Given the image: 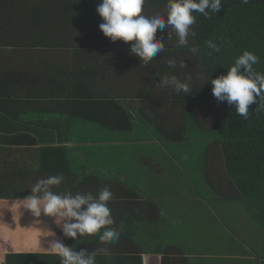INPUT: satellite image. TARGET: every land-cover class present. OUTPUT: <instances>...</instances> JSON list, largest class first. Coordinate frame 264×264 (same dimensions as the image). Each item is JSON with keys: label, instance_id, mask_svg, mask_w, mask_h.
Returning <instances> with one entry per match:
<instances>
[{"label": "crops", "instance_id": "obj_1", "mask_svg": "<svg viewBox=\"0 0 264 264\" xmlns=\"http://www.w3.org/2000/svg\"><path fill=\"white\" fill-rule=\"evenodd\" d=\"M100 2L0 0V264H31L25 256L50 254L49 228L69 246L104 247L98 236L64 238L53 218L34 217L23 205L38 179L56 174L64 176L57 191L95 195L110 188L115 226L123 225L119 240L107 245L110 255L140 256L141 264H258L239 239L241 228L222 222L223 213L229 218L226 203H175L170 197L177 186L188 191L192 183L190 155L158 144L175 136L172 143L186 140L187 95L159 82L176 70L168 59L177 58L179 66L183 54L175 49L185 47L171 28L158 30L165 52L143 65L130 44L113 43L99 30ZM166 4L145 0L144 11L166 13ZM94 96L118 99L121 111L112 115L111 104L90 105ZM126 116L134 118V131L117 133ZM156 126L165 140L153 135ZM143 144L150 151L141 152ZM207 161L208 176L217 174L212 182L203 176L207 187L227 195L222 163Z\"/></svg>", "mask_w": 264, "mask_h": 264}, {"label": "trees", "instance_id": "obj_2", "mask_svg": "<svg viewBox=\"0 0 264 264\" xmlns=\"http://www.w3.org/2000/svg\"><path fill=\"white\" fill-rule=\"evenodd\" d=\"M222 3L220 12H210L208 17L193 13L196 22L191 30L196 32V36H189L191 46L188 48L191 50L195 46L200 51L198 54L192 53L191 67L185 65L181 69L178 66L171 74L182 81L188 80L191 86L192 92L182 101L185 105L183 122L186 130L188 128L195 138H206L201 140L204 141L201 150L206 151L197 160H203L205 165L208 158L222 163L225 178L222 182L227 181L231 190L227 195L223 191L222 196L236 199L248 213V220L264 233V105L259 107L258 102L250 105L245 119L236 114L234 106L217 102L212 95L210 82L221 74L226 75L227 68L245 50L260 58L254 68L264 73V0H248L247 3L243 0H222ZM210 39L220 46V51L211 55L206 46V41ZM177 52L184 54L183 51ZM117 100L109 96H94L88 103L99 107L111 104L110 114L115 115L114 109L121 111ZM125 120L123 127L115 129L117 133L130 134L134 131V118L126 116ZM108 126L113 128L112 125ZM151 129L153 135L165 140V134L159 127ZM175 138L171 137L170 141H175ZM166 141L169 142L168 138ZM200 168L206 171L204 177L211 182L212 178L217 179V174L208 176L206 166ZM83 246L81 244L79 248L83 249ZM76 250L80 249L76 247ZM32 255L25 256H30L31 264H59V257L55 254ZM96 264H141V259L140 256L128 257L116 252L98 257ZM258 264H264V260L261 259Z\"/></svg>", "mask_w": 264, "mask_h": 264}, {"label": "clouds", "instance_id": "obj_3", "mask_svg": "<svg viewBox=\"0 0 264 264\" xmlns=\"http://www.w3.org/2000/svg\"><path fill=\"white\" fill-rule=\"evenodd\" d=\"M247 3L248 0H243ZM145 0H101L96 8L103 22L99 25L102 34L111 42L122 41L130 44V53L144 65L154 60L157 54L165 52L163 35L156 38L157 31L161 34L172 29L178 38L179 46L187 47L189 36L195 37L191 30L195 24L194 12L205 17L209 13H218L222 8V0H167L166 13L144 11ZM210 55L220 51V46L213 40L206 41ZM200 49L192 47L191 52L198 54ZM260 58L250 51H243L228 67L227 74H221L211 79L212 95L217 102H226L234 106L236 114L247 119L249 106L257 103L264 105V73L254 68ZM170 69H176V59H168ZM179 67L184 68L181 60ZM208 81V80H207ZM159 86L173 89L177 94L191 93L188 80H181L176 75L165 74L161 77ZM64 182L62 174L48 175L38 179L30 188V194L21 201L34 217L53 218L54 225H60L64 238L76 240L79 236H98V242L104 247L88 251L76 250L64 239L57 237L49 228L51 238L47 241L46 251L59 257V264H96L100 253L109 254L107 245L115 244L121 235L123 225L115 226L116 221L109 207L113 193L108 186L100 188L96 194L91 192L73 193L72 191H57Z\"/></svg>", "mask_w": 264, "mask_h": 264}, {"label": "rangeland", "instance_id": "obj_4", "mask_svg": "<svg viewBox=\"0 0 264 264\" xmlns=\"http://www.w3.org/2000/svg\"><path fill=\"white\" fill-rule=\"evenodd\" d=\"M188 46L183 49H176L175 51H183L184 54L180 57V60H182L183 62H185L186 65L191 67V62L193 58L192 52L188 48ZM193 74L195 73L193 72ZM172 99L170 100L171 103H173ZM175 102H179V98H177ZM124 133L125 132H122L121 134ZM185 137L186 140L182 143H172L171 141H166L167 144H158L161 150L170 152H183L190 155V160L188 161L190 167L187 168V171L190 175L192 183L190 184L188 191L184 190V188L180 185L177 186L172 191L170 197L176 199L175 203H226L229 209V218H227L223 213V218L220 217L222 222L232 225L234 227L238 225V231L241 228V237H239V239H243L244 242L247 244V250L249 252H252L257 260H264V233L259 228H257L252 223V221H249L250 219L248 217V213H246V211L236 199H232L230 197H223L220 195L219 192H217L213 188L207 187L206 182L203 179L205 172H203V169L200 168L203 167L202 165L205 162L203 160H197L198 156L206 151L201 150V145H204V141H201L202 137L195 138L194 134L191 133L188 128L186 130ZM146 147L147 144H143L140 148V151H150ZM152 151L157 152L159 150L154 149ZM187 160L188 159L182 160V163H187ZM180 180L181 179H179V181ZM237 248L242 250L240 246H237Z\"/></svg>", "mask_w": 264, "mask_h": 264}]
</instances>
